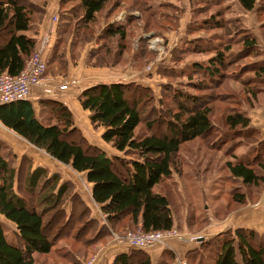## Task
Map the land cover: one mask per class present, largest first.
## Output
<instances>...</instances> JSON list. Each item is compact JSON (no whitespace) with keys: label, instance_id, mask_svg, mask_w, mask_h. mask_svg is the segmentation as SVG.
Here are the masks:
<instances>
[{"label":"rangeland","instance_id":"rangeland-1","mask_svg":"<svg viewBox=\"0 0 264 264\" xmlns=\"http://www.w3.org/2000/svg\"><path fill=\"white\" fill-rule=\"evenodd\" d=\"M32 1L41 6L47 3V0ZM134 1L147 2L123 0L112 17L105 18L104 13L98 14L95 23L86 26V30L84 26L80 28L75 25L78 15L73 16L74 20L71 16L66 26L67 33L61 36L63 42L58 45V53L62 54V59L58 56L57 60L48 64L46 83L51 88H56L67 81L71 83L70 86L75 87L71 89L72 92L94 85V82L100 80L136 82L147 86V92H127L129 102L138 101L142 124L137 133L143 135L151 131L147 127L148 123L153 125L151 132H167L163 123L171 121L174 114L180 112L181 105L187 109L204 106L211 109L212 134L206 139L198 138L181 146L171 177L164 180L159 188V192L169 201L174 227L170 231L172 235H166L163 245L151 247L157 253L158 250L173 253L172 264H178L179 261L185 264L211 263V252L217 247V243L228 238L225 233L245 230L235 228L238 226L235 223H241L243 215H248L251 223H264V146L254 160H250L254 154H248L257 147L256 141L264 140V79L257 81L253 69L244 67L250 62L252 64L264 59V0H256L257 8L249 12L244 11L237 0H148L161 5L156 12H144L136 8L130 11L127 7L134 4ZM68 7L75 8V3H68ZM151 12L156 13L159 18L160 15L166 17L151 18L147 16ZM128 14L132 16L127 22L128 26L126 25L127 38L124 42L103 37L106 34L104 28L110 22L123 25ZM121 15H124L122 20ZM205 19L206 22H209L208 19L222 21L224 29L205 28L203 31L189 32L188 26L191 23L200 28ZM64 20H68V17ZM232 32L237 34L233 50L241 48V43L237 44L241 39L239 37L247 33L256 39L260 55L246 56L230 65L227 73L236 72L241 67L240 74L233 79L224 78V72L215 82H209L205 75L198 78L185 76L194 62L206 63L211 57V52L199 54L200 48L193 51L184 49L185 40L200 39L204 43L226 45L227 37ZM174 71L182 75L171 77L170 73ZM175 90L179 94L186 91L196 100L184 102L182 98H177ZM37 109L39 117L47 122L48 119L49 122L53 121L51 118L54 115L49 107ZM51 110L55 111L56 108ZM237 110L250 118L248 130L242 133L250 134L249 139L235 137V134L232 135L224 127L223 114ZM73 118L74 125L87 144L103 150L108 156L116 154L101 141L102 129L90 125L86 112L77 110ZM0 145L1 155L19 170L21 185H24L25 177L30 171L28 165L33 170L37 164H41L48 167L49 175L58 174L60 183L70 184L72 193L79 195L88 207L81 214L80 205L72 206L70 202L65 205L66 221L59 223V230L55 231L59 235L58 240L53 241L49 254L35 255L34 264H112L117 255L134 249L127 245L126 234L141 233L140 228L130 227L127 218L118 223L106 221L99 207L91 201V186L86 182L84 174H78L68 166L56 163L43 151L28 146V143L13 132L4 130L1 124ZM23 158L29 164L23 162ZM247 160L255 164L256 173L262 178L255 186L244 185L240 179H232L226 169L227 163L236 164ZM16 189L17 187L15 191ZM71 210V217L67 221ZM49 218L53 220L51 227L55 225V212L45 222H49ZM0 224L8 240L14 243V226L2 216ZM55 227L57 228V224ZM250 230L258 232L256 227ZM260 234L261 240L264 239V231ZM174 235L181 236L182 239H174ZM217 236L224 237L216 240ZM200 237L201 242L191 241L192 238ZM208 241L210 244L205 247L203 243H209ZM190 249L198 252L193 259H188V254L192 251Z\"/></svg>","mask_w":264,"mask_h":264},{"label":"trees","instance_id":"trees-1","mask_svg":"<svg viewBox=\"0 0 264 264\" xmlns=\"http://www.w3.org/2000/svg\"><path fill=\"white\" fill-rule=\"evenodd\" d=\"M120 2L123 3V0H59L56 39L46 59V74L49 63L57 60L58 56L62 59V54L58 53V45L63 42L61 36L67 33L66 26L71 16L78 15L75 25L80 28L88 27L95 23L98 14L104 13L105 18L112 17L120 8ZM237 2L246 12L257 8L256 0ZM68 3H75V8L68 7ZM133 3L127 7L130 11L136 8L144 12L146 10L156 12L161 8L158 3L148 0ZM45 6L46 3L41 6L32 0H0V75L6 73L15 77L24 68L37 44L32 24L41 21L45 14ZM153 12L147 16L158 17ZM34 16H38L39 19ZM131 16L127 15L126 23L123 25L110 22L104 28L106 34L103 37L116 38L120 43L124 42L127 38V22ZM67 17L68 20H64ZM162 17L163 15H160V18ZM206 21L205 19L201 23L202 29L191 23L188 26L189 32L203 31L205 28L224 29L222 21L211 19H208L209 22ZM236 36V32L229 33L226 45H214L206 41L204 43L200 39L185 40L184 49L193 51L200 48L199 54L211 52V57L206 63L194 62L185 76L198 78L205 75L209 82H215L224 72L226 74L223 75L224 78H235L240 74L241 67L236 72L227 73L230 65L246 56L260 55L256 39L247 33L239 37L241 39L237 44L241 43V48L233 50L232 45L237 39ZM250 63L244 67L253 69L257 81L263 80L264 59ZM174 75L182 73L177 71L170 73L171 77ZM190 81L191 79L188 82ZM128 91L149 90L147 86H141L136 82L99 83L82 89L77 98L81 110L88 114L90 125L102 129L100 139L116 152L113 156H108L103 150L86 143L85 138L79 134L78 127L74 125L71 111L60 102L51 100L40 102V110L49 107L53 112L54 118H51L53 120L51 122L36 115L31 103L27 101L0 106V124L33 148L43 151L55 162L68 166L78 174H84L86 182L91 186L92 203L99 207L109 223H118L127 218L130 227H139L143 233L171 231L174 220L170 204L159 192V188L164 180L171 177L181 146L198 138L206 139L212 134L211 109L205 106L187 109L181 105L180 112L174 114L171 121L163 123V126L167 127V132H151L153 125L148 123L147 127L151 131L144 135L138 134L137 130L142 124L137 108L138 101L135 99L136 101L129 102ZM175 91L177 98H182L184 102L196 100L186 91L180 92L181 94ZM54 108L56 110L52 111ZM223 124L232 135L235 134V137L249 139L250 134L242 133L248 130L250 118L242 111L225 112ZM255 144L257 147L248 153L254 154L250 160L257 158L264 146V140H258ZM24 159L22 161L29 164ZM28 166L30 171L25 177L24 185H21L19 170L0 153V216L15 228L13 243L8 240L0 224V264H34V256L49 254L53 241L58 240L59 235L55 233L59 230L58 224L66 221L65 205L69 202L72 206L80 205L81 214L88 209L80 196L72 193L70 184L60 183L61 178L58 174L49 175L45 167L39 166L32 170L31 165ZM254 166V163L247 160L236 164L227 163L226 169L232 179H240L244 185L255 186L262 178L257 175ZM53 212L57 228L55 225L50 227L52 218L48 219L51 221L50 224L45 222ZM225 234L228 236L227 239H222L224 236H217L216 240H222L211 252L213 261L203 264H264V239L261 240V234L250 229H238L234 233ZM208 242L203 245L207 247L210 244V241ZM190 250L192 251L188 254V259H193L198 252ZM162 253L166 256L159 263L153 262L145 250L132 249L128 253L117 255L112 264H172L173 253L169 251Z\"/></svg>","mask_w":264,"mask_h":264},{"label":"built area","instance_id":"built-area-1","mask_svg":"<svg viewBox=\"0 0 264 264\" xmlns=\"http://www.w3.org/2000/svg\"><path fill=\"white\" fill-rule=\"evenodd\" d=\"M124 15H121L123 19ZM58 18L54 16L52 22L57 24ZM49 37L40 39L36 47L25 63L24 68L18 76H10L6 73L0 75V106L8 105L17 101H26L29 98L32 88H39L42 90L44 96L52 97L58 92L69 89V82L58 85L56 88H51L46 83V54L49 47ZM74 83V82H72ZM172 231V230H171ZM128 233L126 234V243L129 247L134 249H146L155 245H163L166 240V235H172L170 231L167 232H150V233ZM182 239L181 236H172ZM202 237L191 239L194 243L201 242ZM178 264H185L179 261Z\"/></svg>","mask_w":264,"mask_h":264},{"label":"crops","instance_id":"crops-1","mask_svg":"<svg viewBox=\"0 0 264 264\" xmlns=\"http://www.w3.org/2000/svg\"><path fill=\"white\" fill-rule=\"evenodd\" d=\"M58 1L59 0H47L46 6L44 8L45 14L43 16V20L41 22L40 21L36 22L35 25L32 24V29L35 32V34L33 36L37 40V42L40 39H42L43 37H46V36L49 37V44L50 45L47 49L46 59L49 57V54L52 51V48L54 46L53 44H54L55 39H56L57 24H54L52 22L51 16H54V15L58 16V11H59ZM111 82H115V81L108 82L105 80H100L98 82H94L93 84L96 85L99 83H111ZM73 88H75V87L70 86L69 89L58 92L55 96H52V97L44 96L42 90L39 88H32L31 93L29 95V98L26 101L31 103L36 115L39 112L37 107L40 106V102L46 101V100H51V101H56V102H60V103L64 104L71 111L72 115L74 116V114L76 113L77 110L79 112H84L81 110L77 98H78L80 91L86 87L81 88V90H79V91L75 90L74 92H72L71 89H73ZM3 129L5 130L4 127H3ZM28 146H30V145L28 144ZM38 166L43 167V165H41V164H37V167ZM45 168L48 169V167H45ZM235 224L238 225L235 228L250 229V228L254 227V229H255V227H256L259 234L264 231V223L263 224H259L256 222L251 223V222H249V216L248 215H247V217L243 215L241 223H235ZM152 248H154V247L152 246ZM152 248L149 247V248H146L143 250L148 252V254L151 257V259L153 260V262H159V263L162 262L165 258L164 254L162 252H160V250H158V253H157V252H155V250H151Z\"/></svg>","mask_w":264,"mask_h":264}]
</instances>
